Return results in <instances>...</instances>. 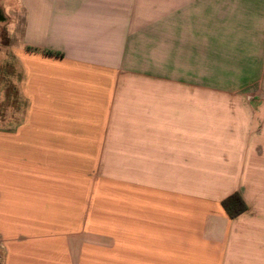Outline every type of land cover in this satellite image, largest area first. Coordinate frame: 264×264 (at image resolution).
Wrapping results in <instances>:
<instances>
[{
	"label": "crops",
	"instance_id": "obj_1",
	"mask_svg": "<svg viewBox=\"0 0 264 264\" xmlns=\"http://www.w3.org/2000/svg\"><path fill=\"white\" fill-rule=\"evenodd\" d=\"M15 1L0 264H264V0Z\"/></svg>",
	"mask_w": 264,
	"mask_h": 264
},
{
	"label": "rangeland",
	"instance_id": "obj_2",
	"mask_svg": "<svg viewBox=\"0 0 264 264\" xmlns=\"http://www.w3.org/2000/svg\"><path fill=\"white\" fill-rule=\"evenodd\" d=\"M23 2L27 3V0H23ZM0 9V15L4 16L3 21L0 20V75H2V73L11 70L12 58L8 54V48L22 36L20 20L24 14L19 13L15 0H0ZM9 13H12V15ZM16 27H18L17 31H15ZM249 100L255 102L263 100V97L250 98Z\"/></svg>",
	"mask_w": 264,
	"mask_h": 264
},
{
	"label": "trees",
	"instance_id": "obj_3",
	"mask_svg": "<svg viewBox=\"0 0 264 264\" xmlns=\"http://www.w3.org/2000/svg\"><path fill=\"white\" fill-rule=\"evenodd\" d=\"M221 205L230 218H234L247 210L246 204L237 192L226 197Z\"/></svg>",
	"mask_w": 264,
	"mask_h": 264
},
{
	"label": "water",
	"instance_id": "obj_4",
	"mask_svg": "<svg viewBox=\"0 0 264 264\" xmlns=\"http://www.w3.org/2000/svg\"><path fill=\"white\" fill-rule=\"evenodd\" d=\"M3 19V17L0 15V20H2ZM3 21V20H2Z\"/></svg>",
	"mask_w": 264,
	"mask_h": 264
}]
</instances>
